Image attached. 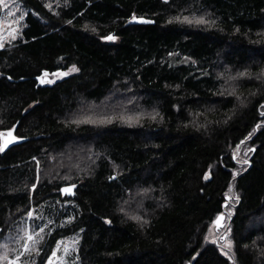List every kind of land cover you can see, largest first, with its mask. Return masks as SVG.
<instances>
[{"label":"trees","instance_id":"16d2710c","mask_svg":"<svg viewBox=\"0 0 264 264\" xmlns=\"http://www.w3.org/2000/svg\"><path fill=\"white\" fill-rule=\"evenodd\" d=\"M17 1L0 133L27 140L0 152V257L28 231L20 264L73 234L76 264H264V0ZM54 201L70 220L27 223Z\"/></svg>","mask_w":264,"mask_h":264},{"label":"rangeland","instance_id":"374dc122","mask_svg":"<svg viewBox=\"0 0 264 264\" xmlns=\"http://www.w3.org/2000/svg\"><path fill=\"white\" fill-rule=\"evenodd\" d=\"M5 3H8L10 5L8 10H4L3 5L0 4V45H4L5 43L11 42L14 39L12 38L13 34H15V38L18 36L19 28L22 23V18L24 15V10L21 7L20 3L17 0H5ZM10 13L15 15H10ZM3 47V46H2ZM0 47V48H2ZM70 72V71H69ZM239 157V161H246L247 155H243L242 152L237 153ZM240 155V156H239ZM67 202H52L49 204V207L47 206L46 202L42 203L36 208H31L30 211L32 212V216L29 217L26 220L27 223L30 222V220H37V222L42 223L44 227L49 226L50 228H53L65 220H70L69 215H63V212H67L69 208V203ZM58 204L57 209H53V206H56ZM66 207V208H65ZM228 233H225L223 235V246L227 249H229L231 242L228 239ZM31 234L33 236L32 241L27 240V236ZM221 236V231H218L216 223H213L210 227V230L207 234V239L209 241H216ZM36 239V233H31L26 231L25 233V243L29 244V248L31 246V243L35 242ZM23 244V245H24ZM21 247V250L19 253H17L14 257L20 256L21 253H24V247ZM78 247V237L76 235H71L66 238H61L57 241L55 244V247L53 250H56L57 255L54 257V260L56 261V264H76L77 259L75 256L76 250ZM225 253V251H224ZM51 255V254H50ZM9 257V258H14ZM7 264V262H6ZM47 264V260L45 262Z\"/></svg>","mask_w":264,"mask_h":264},{"label":"snow or ice","instance_id":"6c2138e0","mask_svg":"<svg viewBox=\"0 0 264 264\" xmlns=\"http://www.w3.org/2000/svg\"><path fill=\"white\" fill-rule=\"evenodd\" d=\"M0 4L3 5L4 10H8L9 7H10V5H9L8 3H5V0H0ZM10 15H15V14L10 13ZM133 19L135 20L136 17L133 16ZM141 19H143V18H141ZM177 19H179V17H177ZM184 21L189 22V23L192 22V21H189L188 17H184ZM197 22H199V23H204V24H209V26H212V25L215 24V21H214V20L211 21V22H209V21L206 20L205 17H203V16L198 17V18H197ZM68 23H71V21H68ZM237 31H238V30H237ZM12 38L15 39V34H13ZM103 38L106 39V40H115V39H116V37H115L114 35H111V34L108 35V36H106V37H103ZM2 46H3V45H0V47H2ZM71 71H73V72H74V71H78V69H77L75 66H73V67L71 68ZM63 75H68V73H63ZM221 75H223V74H221ZM249 75H250V73L247 72V71L239 72V73L237 74L238 77H246V76H249ZM261 75H264V73H262ZM233 79H235V78L232 77V76H228V80H233ZM256 79H257V80L261 79V76H260V75L256 76ZM47 82L50 83L51 81H47ZM41 83H45V81H41ZM241 103H243V101H241ZM261 115L264 116V113H261ZM153 119H155V115L153 116ZM76 122L78 123V121H76ZM90 122L94 123L93 121H90ZM14 127H15V126H14ZM20 139H23V137L11 136V135H10V137L6 140V142H5L3 145H0V152H3V151L8 147V145L13 144V143H15L17 140H20ZM246 139H247V137H246ZM33 159H35V157H33ZM243 163H248V161H244ZM233 175H237V173H233ZM109 179H110V180H111V179H115V175L110 176ZM32 187L35 188L36 185L34 184ZM73 187H74V186H73ZM62 191L67 192V191H69V189H62ZM237 199H238V198H237ZM121 210L123 211V209H121ZM28 216H29V217L32 216V212H31V211L28 212ZM221 217H222V214L218 215V216L216 217V220L214 221V223H216L217 227L220 226V220H221ZM132 218H133V219H137V220L140 219V217H135V216L132 217ZM145 223H147V221H145ZM41 231H43V230L41 229ZM32 239H33V236H32L31 234H29V235L27 236V240H28V241H32ZM253 243H255V242H253ZM23 247H24V252H28V251H29V244H28V243H25V244L23 245ZM245 247H247V245H245ZM230 250H231V249H230ZM23 254H24V253H21V256H22ZM224 254H225V255H228L227 252H225ZM56 255H57L56 250H53L52 253H51V255H48V258H47V264H56V261L54 260V257H56ZM0 259L7 260V264H20V259H21V257H20V256H16V257H14V258H9V257L5 254L3 257H0Z\"/></svg>","mask_w":264,"mask_h":264},{"label":"water","instance_id":"95a60500","mask_svg":"<svg viewBox=\"0 0 264 264\" xmlns=\"http://www.w3.org/2000/svg\"><path fill=\"white\" fill-rule=\"evenodd\" d=\"M138 21H139V22H148L149 20L139 19ZM49 79H50L49 76H45V77H44V80H46V81H49ZM14 126H15V127H14ZM14 126H13L12 128H10V129H7V130H5L4 132L0 133V145H3V144L6 142V140L10 137V135H11V136H16V135L14 134V130H15V128H16V124H15ZM26 140H27L26 138H23V139L17 140L15 143L8 145V147H7L5 150H7L8 148H10V147L13 146V145L21 144L22 142H24V141H26ZM5 150H4V151H5ZM73 186H74V187H73ZM62 189H69V191L64 192V191H62ZM60 193H61L62 195H64V196H68V197L73 196V195L75 194V185H73V184H69V185H64V186H62V187L60 188ZM225 205H226V203L223 204V210H224ZM223 218H224V217H223V215H222L221 220H220V225H221L222 222H223ZM216 226H217V225H216Z\"/></svg>","mask_w":264,"mask_h":264}]
</instances>
